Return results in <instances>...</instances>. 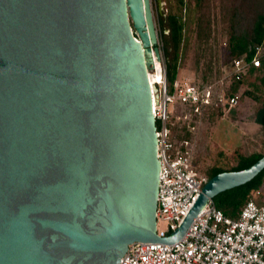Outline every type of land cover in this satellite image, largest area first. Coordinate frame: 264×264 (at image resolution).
I'll use <instances>...</instances> for the list:
<instances>
[{"label":"water","instance_id":"water-1","mask_svg":"<svg viewBox=\"0 0 264 264\" xmlns=\"http://www.w3.org/2000/svg\"><path fill=\"white\" fill-rule=\"evenodd\" d=\"M156 44L150 0H0V264H118L264 169L208 178L157 236Z\"/></svg>","mask_w":264,"mask_h":264},{"label":"built area","instance_id":"built-area-1","mask_svg":"<svg viewBox=\"0 0 264 264\" xmlns=\"http://www.w3.org/2000/svg\"><path fill=\"white\" fill-rule=\"evenodd\" d=\"M260 52L255 47L251 56L245 52L232 58L227 75L218 81H176L173 92L169 91L165 63H160L162 77L154 84L157 100L152 108L160 163L155 210L159 238L169 236L182 225L208 180L192 167L191 140L177 143L172 136L175 120L195 123L211 105L223 109L237 106L239 92L229 95L230 84L233 79H241L251 66H260ZM176 105L185 113L174 116ZM194 127L193 124L191 129ZM158 221L165 223V229L157 228ZM118 264H264V203L249 198L237 217L232 218L216 207L214 198L208 197L179 239L130 243Z\"/></svg>","mask_w":264,"mask_h":264},{"label":"rangeland","instance_id":"rangeland-1","mask_svg":"<svg viewBox=\"0 0 264 264\" xmlns=\"http://www.w3.org/2000/svg\"><path fill=\"white\" fill-rule=\"evenodd\" d=\"M235 0H150L157 33V47L160 63L165 61L163 33L160 21L167 23L169 15H177L184 22L182 35V55L176 81H189L196 84L215 82L227 75L231 57L227 51L230 34V15ZM199 24V26H198ZM203 28V32L199 29ZM251 49V47H249ZM248 49V50H249ZM152 70V69H150ZM153 75L155 72H150ZM225 82V81H224ZM255 77L248 76L239 89V103L224 109L220 114L215 110L206 112L194 129L187 119L175 120L174 139L178 143L187 135L191 140L192 167L208 177L213 166L229 167L232 157L240 151L252 155L264 151V130L254 121L260 102L250 98L244 90L248 89L264 100V89H256ZM172 105L169 104L171 110ZM173 115L184 114L185 109L174 106ZM250 198L264 203V182L260 189L253 191ZM163 221L157 228L165 229Z\"/></svg>","mask_w":264,"mask_h":264},{"label":"trees","instance_id":"trees-1","mask_svg":"<svg viewBox=\"0 0 264 264\" xmlns=\"http://www.w3.org/2000/svg\"><path fill=\"white\" fill-rule=\"evenodd\" d=\"M178 2L180 5H183V0H178ZM167 20L166 25L163 24V20L160 21V27L165 31L164 27L166 26L168 30L167 33H163L164 63L169 91L173 92L182 55L181 45L184 22L177 15H169ZM230 29L227 44L229 56L235 58L245 52H248V56H251L255 47H259L261 50V63L259 67L251 66L241 79H233L228 89V94L232 95L239 92L241 84L248 76L252 75L257 81L256 89H264V0H235L230 15ZM199 32H203V28L200 27ZM249 47L252 49L250 52L248 50ZM244 92L254 101H261L260 103L262 104L257 110L254 120L258 122L264 130V100L248 89L244 90ZM212 110H218L217 114L224 113V109L220 105H211L207 108L206 112ZM192 125L193 123L189 125V127L191 128ZM174 130L175 129L172 130L173 137ZM183 138L187 139V135H184ZM262 155H264V151L252 155H246L240 151L236 156L232 157L233 163L229 167L213 166L210 169L208 178L222 171H234L247 168ZM263 182L264 169L250 181L218 193L214 197L216 207L225 215L236 218L242 206L250 198V194L260 189ZM256 202L258 204H263L259 200Z\"/></svg>","mask_w":264,"mask_h":264},{"label":"bare ground","instance_id":"bare-ground-1","mask_svg":"<svg viewBox=\"0 0 264 264\" xmlns=\"http://www.w3.org/2000/svg\"><path fill=\"white\" fill-rule=\"evenodd\" d=\"M151 57H152V64H153V66H152V70H150V72H155V71H157V72H155L153 75H150L149 74V70H148V76H149V81H150V85H151V89H152V108L154 107V97H155V95L153 94L154 93V90H153V86H154V84H156V83H159V82H161V72H160V62L158 61V58L155 56V54L152 52V55H151Z\"/></svg>","mask_w":264,"mask_h":264},{"label":"crops","instance_id":"crops-1","mask_svg":"<svg viewBox=\"0 0 264 264\" xmlns=\"http://www.w3.org/2000/svg\"><path fill=\"white\" fill-rule=\"evenodd\" d=\"M255 121V120H254ZM256 122V121H255ZM256 123H258V122H256Z\"/></svg>","mask_w":264,"mask_h":264}]
</instances>
